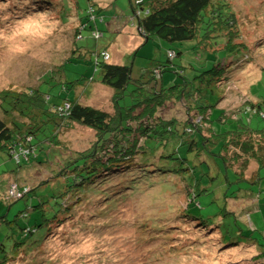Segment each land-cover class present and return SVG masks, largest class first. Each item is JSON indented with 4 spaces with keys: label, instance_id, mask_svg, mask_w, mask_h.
I'll return each mask as SVG.
<instances>
[{
    "label": "trees",
    "instance_id": "trees-1",
    "mask_svg": "<svg viewBox=\"0 0 264 264\" xmlns=\"http://www.w3.org/2000/svg\"><path fill=\"white\" fill-rule=\"evenodd\" d=\"M29 1L48 4L49 0ZM11 2L0 0V6L5 11L4 6ZM129 3L131 21H137L140 34L146 40L157 37L169 44L167 59H154L156 63L143 67L140 77L133 78V64L107 60L111 57L108 49L82 44L84 30L100 37L97 20H104L103 8L94 11L90 5L84 17L76 14L79 23L67 60L46 72L39 86L4 90L0 95V153L13 159L19 170L3 171V179L10 184L12 180L5 175L18 177L35 160L51 161L55 172L37 187L16 178L17 185L10 184L13 188L3 199L6 205L0 207V264L30 262L25 256H33L39 246L47 253L42 243L57 233L56 226L74 218L77 206L89 214L88 209L97 208L100 200L106 204L104 216L113 212L115 220L119 217V222L128 223L132 220L127 218L129 208L123 209L121 204L130 205L134 198L138 201L146 185L154 187L152 194L145 193L151 195L152 213L162 212L166 205L169 211L173 209L166 194L182 195L179 215L217 225L223 241L244 243L243 253L264 258V97L233 111L219 108L227 99L230 82L216 88L211 80L219 77L216 63L220 57L234 49L235 43L228 42L224 32L235 22L230 7L224 0ZM211 39L224 47L210 51L206 47ZM186 42L188 51L204 58L188 61L182 46ZM76 61L93 71L80 73L67 87L63 81L69 71L66 63ZM175 73L182 76L179 81L171 76ZM97 83L111 90V105L86 101V93ZM42 84L47 88L43 90ZM55 86L63 98L59 103L49 99ZM180 102L185 110L182 115L172 111ZM76 124L92 130L89 143L83 149L65 148L56 138V130ZM93 159L102 165L115 164L107 170L109 176L93 178V170L88 169ZM123 172L129 178L118 180ZM13 194L14 202H7ZM20 200L27 207L12 214L10 208ZM89 200L94 203L86 205ZM32 216L34 223L29 221ZM171 217L167 216L175 220Z\"/></svg>",
    "mask_w": 264,
    "mask_h": 264
},
{
    "label": "rangeland",
    "instance_id": "rangeland-1",
    "mask_svg": "<svg viewBox=\"0 0 264 264\" xmlns=\"http://www.w3.org/2000/svg\"><path fill=\"white\" fill-rule=\"evenodd\" d=\"M12 2L14 4L11 6ZM12 2L8 3L9 5L5 3V11L0 6V95L4 90L39 86V80L46 72L53 66L59 67L67 60L73 50L74 28L79 23L76 14L78 17H84L90 5H93L94 11H97L98 7L103 8L100 13L104 20H97L101 29L100 37H94L93 31L84 30L83 37H80L82 44L100 50L108 49L111 57H106L107 60L133 64V78L140 77L143 67L149 66L151 62L156 63L154 59L159 62L167 59L169 44L157 37L146 40L140 34L137 21H131L129 0H49L48 4L39 1L32 3L29 0ZM224 2L230 7L235 21L231 29L224 32L229 38L228 42L232 39L235 44L228 55L220 57L216 63L220 68L217 70L219 77H213L211 80L216 88L230 82L225 95L227 99L218 107L233 111L237 110L238 106L247 102L256 103L264 97V0ZM187 44L188 42L182 46L188 61L197 57L201 60L204 58L201 53L188 51ZM222 47L224 43L214 45L211 39L206 48L212 51ZM88 52L89 59L91 51ZM66 66L69 71L63 81L67 87L72 85L69 81L79 77L80 73L89 75L93 71L92 67H86L79 61L67 62ZM165 75L170 76L168 73ZM171 76L177 81L182 77L177 73ZM168 81L170 80L167 79L165 83ZM44 87L47 88L43 85V90ZM50 94L53 95L49 98L51 103H59L63 99L57 86L51 89ZM85 97L87 102L96 106H107L112 102L111 90L100 83L94 85ZM172 111L185 114L181 102L176 108L172 107ZM56 132V138L65 148L83 149L89 143L92 130L76 124L64 125ZM114 166L113 163L102 165L100 160L93 159L88 169L93 170L94 179L101 180L109 176L110 172L107 170ZM16 168L13 159L0 153V207L6 205L3 199L13 188L10 184L17 185L18 181H13L15 178L26 181V185L33 188L55 174L51 161L44 164L35 160L22 168L18 177L12 173L5 175L6 180H12L10 184L6 183L2 176L3 171H19ZM124 177L129 178L126 173L117 175L118 180H124ZM144 185L142 184L140 189ZM153 188L146 185L145 189H141L144 193L138 201L129 195L130 199L134 198L131 199L130 205L121 204L123 209L129 208L127 218L132 220L128 223L122 224L119 217L115 220V217H112L115 216L113 212L104 216L102 210L106 204L100 200L96 203L97 208L88 209L89 214L77 206L74 209V212L77 211L74 218L56 226L57 233L52 238L48 236L42 243L47 253L41 252L42 246H39L33 256L32 253H29V257L25 256L26 259L31 258L30 262L12 260L8 264H264V258L255 253H243L246 244L223 241L217 225H204L195 217L196 221L191 217L179 215L183 212L182 195L166 194L167 202L174 205L173 209L169 211L166 205L162 212L152 213L151 195L145 193L152 194ZM14 200L13 194L7 202ZM92 203L93 200H89L85 204ZM26 207V201L20 200L12 205L11 213ZM83 213L84 216L79 218ZM167 216H175V220ZM29 221L34 223V216ZM39 233L40 230L36 236H39ZM104 254L107 256H103Z\"/></svg>",
    "mask_w": 264,
    "mask_h": 264
}]
</instances>
